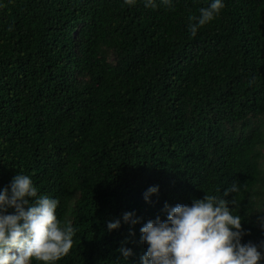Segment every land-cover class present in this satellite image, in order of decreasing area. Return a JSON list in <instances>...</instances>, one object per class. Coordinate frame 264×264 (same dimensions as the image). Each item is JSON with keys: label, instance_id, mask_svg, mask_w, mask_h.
I'll return each instance as SVG.
<instances>
[{"label": "trees", "instance_id": "trees-1", "mask_svg": "<svg viewBox=\"0 0 264 264\" xmlns=\"http://www.w3.org/2000/svg\"><path fill=\"white\" fill-rule=\"evenodd\" d=\"M156 2L0 0V187L23 173L58 200L75 232L54 264H140L165 204L233 183L241 243L264 242V0H223L194 36L210 0Z\"/></svg>", "mask_w": 264, "mask_h": 264}, {"label": "clouds", "instance_id": "clouds-1", "mask_svg": "<svg viewBox=\"0 0 264 264\" xmlns=\"http://www.w3.org/2000/svg\"><path fill=\"white\" fill-rule=\"evenodd\" d=\"M136 0H123L132 6ZM145 8L157 7L156 0H143ZM169 5L171 0H160ZM224 7L223 0H210L207 7L198 9V15L188 17L190 35L212 21ZM233 183L223 191V197L204 194L191 204H165L166 218L148 220L139 229L140 239L147 245L140 264H260L264 258V242L241 243L244 234L241 215L235 214L224 197L237 191ZM157 191L150 186L144 198ZM58 200L37 194L31 177L16 172L8 185L0 187V264H54L65 255L75 232L71 222L58 220ZM11 209V211H8ZM257 213L264 214V210ZM132 213H123L128 222ZM264 229V216H258ZM136 223L135 219H131ZM119 219L106 221L107 230L120 226ZM125 260L131 249L123 245L117 249Z\"/></svg>", "mask_w": 264, "mask_h": 264}]
</instances>
